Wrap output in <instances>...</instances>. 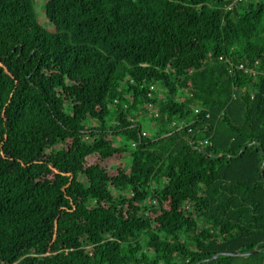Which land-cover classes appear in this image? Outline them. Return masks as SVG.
<instances>
[{
    "label": "trees",
    "instance_id": "1",
    "mask_svg": "<svg viewBox=\"0 0 264 264\" xmlns=\"http://www.w3.org/2000/svg\"><path fill=\"white\" fill-rule=\"evenodd\" d=\"M32 1L0 0V264H264V0Z\"/></svg>",
    "mask_w": 264,
    "mask_h": 264
},
{
    "label": "rangeland",
    "instance_id": "2",
    "mask_svg": "<svg viewBox=\"0 0 264 264\" xmlns=\"http://www.w3.org/2000/svg\"><path fill=\"white\" fill-rule=\"evenodd\" d=\"M45 1L46 0H33V9H34V13H35V17L36 20L39 22V24H41L46 30H48L49 32H55V28L53 27V25L51 24V22L48 20V18L46 17L45 14ZM162 87L159 84L155 85V88L153 89V97H158L164 100L166 98L163 91H162ZM149 127H150V121H143L142 122V129L144 131H147L149 133ZM92 161V159H91ZM94 161V159H93Z\"/></svg>",
    "mask_w": 264,
    "mask_h": 264
},
{
    "label": "built area",
    "instance_id": "3",
    "mask_svg": "<svg viewBox=\"0 0 264 264\" xmlns=\"http://www.w3.org/2000/svg\"><path fill=\"white\" fill-rule=\"evenodd\" d=\"M246 1H248V0H234V1H232V2L227 6V8H228V9H231V8H233L232 6H234L235 4L240 3V2H246ZM240 67L242 68L243 65L241 64ZM151 89H153V86H151ZM150 106H151V105H150ZM195 111L198 112L199 109H196ZM143 134L145 135V133H143Z\"/></svg>",
    "mask_w": 264,
    "mask_h": 264
},
{
    "label": "water",
    "instance_id": "4",
    "mask_svg": "<svg viewBox=\"0 0 264 264\" xmlns=\"http://www.w3.org/2000/svg\"><path fill=\"white\" fill-rule=\"evenodd\" d=\"M255 252V250L254 251H252L251 253H254ZM217 257V255L216 256H214L212 259H214V258H216Z\"/></svg>",
    "mask_w": 264,
    "mask_h": 264
}]
</instances>
